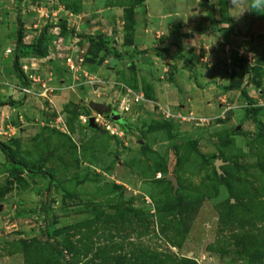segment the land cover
<instances>
[{"label":"rangeland","instance_id":"374dc122","mask_svg":"<svg viewBox=\"0 0 264 264\" xmlns=\"http://www.w3.org/2000/svg\"><path fill=\"white\" fill-rule=\"evenodd\" d=\"M239 10L0 0V264H264V15ZM19 28L47 55L16 59Z\"/></svg>","mask_w":264,"mask_h":264},{"label":"trees","instance_id":"16d2710c","mask_svg":"<svg viewBox=\"0 0 264 264\" xmlns=\"http://www.w3.org/2000/svg\"><path fill=\"white\" fill-rule=\"evenodd\" d=\"M125 12H130V10H127L126 9V11ZM132 30V28L130 27V28H126V30H125V33H126V37H129L130 36V31ZM44 41H45V36H44V33L43 32H41L40 33V35H39V37L36 39V41L35 42H32V43H30V44H25L24 42H23V31L19 28L18 30H17V34H16V43H15V48H16V59H19V58H21L22 56H23V54L21 53L22 52V50L23 49H28V48H30L31 49V51L33 52V53H35L36 55H39V56H46L47 55V50H46V47L43 45V43H44ZM106 50H108V49H106ZM242 92V95L245 97V98H247V99H249L248 98V96H247V93L244 91V90H242L241 91ZM117 123H122V122H117ZM260 124V123H259ZM123 128L125 129L126 127H124L123 126ZM260 132H262V134H264V130H263V128L261 127L260 128ZM0 149H1V151L3 152H5V148L3 147V145H1L0 144ZM6 155L8 156V157H10V155L6 152ZM215 176L217 177V173H215ZM217 179H220V178H217ZM223 180H224V178H223ZM225 180H227V181H229V179H226L225 178Z\"/></svg>","mask_w":264,"mask_h":264},{"label":"built area","instance_id":"2783aa9c","mask_svg":"<svg viewBox=\"0 0 264 264\" xmlns=\"http://www.w3.org/2000/svg\"><path fill=\"white\" fill-rule=\"evenodd\" d=\"M10 51H11V49H6V54H8V53H10ZM77 60H79V58H77ZM26 62V61H25ZM66 63H67V65H68V68L71 70V71H76L78 68H76V61L75 60H72V58L71 57H67L66 58ZM28 66H30V64H28V63H23L22 62V70H26V69H28ZM26 72V71H25ZM30 76V75H29ZM30 78H32V76H30ZM33 79V78H32ZM34 81H38L39 79H37V80H35V79H33ZM21 92L23 93V94H25V95H30V94H32L34 91H33V88L31 87V86H29V85H25V86H22L21 87ZM120 106V105H119ZM118 106V108L117 109H115V108H113V110L115 111V113H121V111L124 109V110H126L127 109V105H125L124 104V102H123V104L119 107ZM102 116H105V115H102ZM94 117V123H96V125H100V127L102 128L103 126H104V130H109L110 132H113V130L115 129V128H113V129H111L112 128V126H113V123H115V121H113L110 117H107V116H105L104 118H102V119H104V120H106L104 123L103 122H100L99 120H98V118H95V116H93ZM96 121V122H95ZM114 127V126H113Z\"/></svg>","mask_w":264,"mask_h":264},{"label":"water","instance_id":"95a60500","mask_svg":"<svg viewBox=\"0 0 264 264\" xmlns=\"http://www.w3.org/2000/svg\"><path fill=\"white\" fill-rule=\"evenodd\" d=\"M88 107L94 111L95 113L99 114V115H105L107 117H110L113 121L115 122H122L123 120L121 118V115H119L118 113H115V111L110 107L107 106L106 104L100 103V102H96L93 100H89L88 101ZM89 124L92 127H97L96 124L94 123V117L91 116L89 118ZM219 162L216 160L215 165L216 167H218ZM167 179L171 182L172 186L174 187V190L177 188V180L176 177L173 175H169L167 177Z\"/></svg>","mask_w":264,"mask_h":264},{"label":"clouds","instance_id":"9594fccd","mask_svg":"<svg viewBox=\"0 0 264 264\" xmlns=\"http://www.w3.org/2000/svg\"><path fill=\"white\" fill-rule=\"evenodd\" d=\"M231 8L236 9L239 8V12L232 17L234 19H239L247 10L249 13H257L264 15V0H230ZM239 54H244V49L239 51ZM251 55V53H249Z\"/></svg>","mask_w":264,"mask_h":264}]
</instances>
